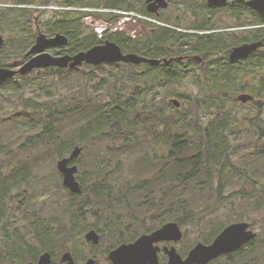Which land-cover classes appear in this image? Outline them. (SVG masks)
Masks as SVG:
<instances>
[{
	"label": "trees",
	"instance_id": "16d2710c",
	"mask_svg": "<svg viewBox=\"0 0 264 264\" xmlns=\"http://www.w3.org/2000/svg\"><path fill=\"white\" fill-rule=\"evenodd\" d=\"M34 1L19 0L18 3L33 5ZM52 1L41 0L40 3L41 6H49ZM62 4L66 6L87 5L135 9V4L131 0H90L88 2L67 0ZM22 10L26 11V14H22L20 19H26L28 25L35 9L27 10L25 8ZM141 11L147 13L143 9ZM54 13L47 21L49 30L56 29L58 33L65 34L69 42L65 46L53 47V53L74 54L103 43V40H100L93 30L87 32L86 28L82 26V13L70 10ZM137 31L148 33L150 30L148 25L143 26L142 24ZM121 33L123 35L128 34L125 31ZM122 34L109 35L108 37L115 40ZM150 35L155 40V43L151 42L158 45H164L168 37L166 32L161 30ZM123 39V44L133 42L128 35L127 37L123 36ZM126 48L133 49L134 46L127 44ZM26 51L27 48L24 47L21 53ZM120 64L123 63H111V65L116 66ZM130 66L135 67L136 65L131 64ZM245 69L258 71L255 63H250ZM45 70L54 71L61 75L76 71L81 72L80 67L67 69L51 67ZM227 73L228 71L221 70V74L214 71L211 74L225 77ZM184 76L185 73L181 68L172 67L168 71L164 70L163 73H160V80L175 84L180 82ZM227 81L230 82V78ZM7 82H12L13 86V92L8 99H13L14 103L21 100L23 105L33 108V112L27 113V119L16 113L13 114L14 129L23 132L33 129L39 122H41L42 127L36 133L28 132L24 140L17 142V147L20 150H26V148L27 150L12 169L10 167L13 161L11 153L6 149V146L0 147V170L6 169L5 173L0 172V221L4 216L10 220L14 216L15 209L19 210L21 216L26 217V219L31 218V213L37 214L44 210L32 202L35 197V189H30V199L23 207L25 199L18 200L19 196H12L9 191L10 185L19 187L24 184V181H27L26 185L30 188L33 181L31 174L37 167L43 166V162L48 161L51 156L54 159L65 156L77 145V142L73 141L75 133L72 134L73 131L69 130V127L75 125V122L69 123V121L71 120L70 113L81 108V106L75 105L76 97L72 99L71 109L66 107L62 110L47 102L27 100L24 94L23 76L18 75L3 83ZM145 84L146 87H136L133 97L127 100L124 105L118 107L113 105L108 110L103 109L104 106L101 103L98 105V108L102 110H97L96 114L92 116L94 120H90L92 123L89 126L92 130L91 135L86 137L83 133L81 135L85 139L87 137L92 138L90 146L86 147L87 154L84 155V158H80L81 154L77 160L80 161L81 168L90 175L79 180L82 193L74 194L68 191L67 202L54 211L55 214L52 218L42 221L37 216L32 221L34 228L31 232L33 235L32 243L17 245L12 236L5 234L8 228L0 223L1 234L4 237V240L0 242V264H7L8 262L25 264L28 261H36L45 250L58 252L63 249L71 239V231L63 224V221L69 219L73 231L85 225L87 223L85 221L86 214L83 212L85 205H91L95 218H100L102 221L105 220L106 214L99 212V210L149 209L160 207L162 202L170 203V206L167 205L166 207L186 208L189 212L201 205L205 206L207 203L210 207L218 209L226 206V204L234 203L237 199L234 198L235 194H231L229 199L224 196L226 189L224 173L230 167V171L242 179L247 180L251 176L247 172L249 170L253 177L261 176L262 180L264 179V128L262 125L259 124L260 130L256 131V138H253L255 147L249 149L250 159H246V157L242 159L244 166H231L228 146L225 143L224 131L228 126L226 120L220 121L218 124L211 120V123L204 124L199 116L201 100L192 101L189 95L183 96V94L175 95L182 102L181 108L169 104L176 111L175 115L166 117L165 111L155 106L149 111H145V107L155 103L154 97L149 99V94L153 90L149 86L150 82ZM77 88H80V84L76 85ZM137 97L143 98L145 102L150 104H145L140 110L136 109L133 104L138 101ZM252 103L257 107V117L261 119L264 114V102L255 99ZM187 104L190 105V109H187ZM217 116V119L226 118L224 115ZM65 119H67L65 121L67 125L64 123ZM184 121L186 123H182ZM183 124H186L185 130L178 129V126ZM212 126H216V128ZM83 129L84 126L82 125L80 131ZM95 138L99 141H93ZM102 141L105 142V148H102ZM32 149H36V152L32 153ZM5 155L7 156L6 161ZM124 157H131V168L130 171H126L125 167L118 168L122 171L120 177L114 173L117 166L112 168L109 165H104L105 162L113 159L123 161ZM3 164L4 166H2ZM109 178L111 179L109 180ZM181 184L185 185L183 190L178 188ZM206 189L214 192L208 193ZM27 191L28 189L25 192L29 193ZM45 192L54 193L46 185L40 193ZM241 192L245 193L247 190L244 188V191L241 190ZM186 193L189 195L187 196ZM235 193L239 192L236 191ZM166 195L170 196L167 197ZM9 199L13 202L12 208H9ZM252 201V198H245L243 207H247ZM256 201H260V204L251 210L263 211L264 190L263 198ZM8 211L12 216L6 215ZM196 216L205 218L210 215L196 214ZM190 219H194V215H190ZM97 224L98 222L94 225ZM221 228L222 226L218 230ZM52 243H55V247L58 249L48 247Z\"/></svg>",
	"mask_w": 264,
	"mask_h": 264
},
{
	"label": "rangeland",
	"instance_id": "374dc122",
	"mask_svg": "<svg viewBox=\"0 0 264 264\" xmlns=\"http://www.w3.org/2000/svg\"><path fill=\"white\" fill-rule=\"evenodd\" d=\"M65 1L67 0H53L49 5L50 7H46L41 6V0H35L33 5L26 6H8L4 4L18 3H16V0H0V9L7 11L5 18L1 19L0 23L3 34L6 38V43L3 49L0 51V65H3L4 63H13L15 60H21L23 58L24 53H21V50L24 47L28 50L36 40V34L33 30L35 27L34 19L36 17L39 18L41 27H45L47 30H49V24L47 21L53 14H55L54 12H63L66 10L63 7H75L78 10H84L88 8L87 5L66 6L65 4H62V2ZM83 1L88 2L90 0ZM131 1L133 4H135V9L132 10L143 13L141 11L143 9V0ZM25 8L27 10L35 9V11L32 12L30 21L33 27L31 24H26V19H20L22 14H26V11L22 10ZM37 8H42L46 11L41 10L38 12L39 9ZM77 12L80 13L81 11ZM106 12H108L106 9L88 11L90 15L82 19V26L86 28L87 32H90V30L95 32V26L97 22L109 24L106 18L113 17L114 15L112 13L105 14ZM81 13L84 17L85 13ZM117 15L118 22L115 24V26L119 25L123 30H125L127 28L126 23L120 24L119 22L124 19L125 15ZM129 26L140 29L142 24H137L135 26L129 24ZM135 36L136 35L133 33L132 37L130 36V38H135ZM144 40H146V38H144L143 41ZM135 43L136 42H126L124 45L127 46V44H129L134 46ZM49 50L54 52L53 48H50ZM102 65L103 66L96 67L95 65L84 64L80 67L81 72L76 71L69 74L63 73L62 75L54 71L45 70L48 68H39L23 76L25 82L24 94L27 100L47 102L48 104L57 106V108L62 110L66 107L71 109L72 99L75 97L77 98L75 105L81 106V108L78 110L75 109L72 113H70L71 120L69 123L75 122V125L70 126L69 130L73 131L72 134L75 133L73 135V141H76V144L82 145L84 147L80 158H84V155L87 154L86 147L90 146V142L92 140L91 137H87L85 139L81 135L82 133L84 134V137L91 135L92 130L89 128V126L92 123H90V120H94L92 119V116L96 114L97 110H102L101 108H98V105L101 103L104 106L103 109L105 110H108L113 105H116L117 107L124 105L126 104L125 102L127 100L133 97L136 87H146L145 83L150 82L149 86L150 88H153V90L152 93L149 94V99L154 97L155 103H153L152 106L145 107V111H149L155 106L165 111L166 117H170L172 114H176V111L169 105L172 104L170 101L171 98L178 97L175 96L176 94H183V96L189 95L192 101L199 99L201 100L199 116L204 124L211 123V120H213L215 124H218L220 121L224 120L227 122L228 126L224 133L225 143L228 146L231 160L230 165L244 166L242 159L244 157H246V159H250L248 152L249 149L255 147V140L253 138H256V131L260 130L259 124L264 128V114L262 115V118L259 119L257 117L258 110L255 104L242 103L237 100V95L241 92H249L255 96L256 100L264 102L263 72L239 67L232 69H221L225 72L228 71L225 77L222 75L220 76L217 74H211L213 71L204 73L184 72L185 76L180 82L175 84H164L162 80H160V72L156 70H145V68L142 66L134 69V67L126 64H120L116 66L111 65L109 62L103 63ZM221 70H216L214 72H219V74H221ZM228 78H230V82L227 81ZM77 84H80V88L76 89ZM12 92V82H7L5 84L3 83L0 85V147L6 146V149L11 153V158L13 160L10 166L11 169L17 165L16 162L24 156L27 150V148L26 150H20L17 147V142L24 140L28 132L36 133L42 127L41 122H39L33 129L24 130L23 132L18 131V129H14L13 114L16 113L17 115L27 119V113L33 112V108L26 107L21 103V100H17V103H14L13 99L9 100L8 98ZM137 99L138 101L133 105L138 110H140V108L145 104H150L145 102L143 98L137 97ZM187 109H190L189 104H187ZM217 115H224L226 118L217 119ZM66 120L67 119L64 120V123ZM182 123H186V121ZM82 125L84 126V129L80 131V127ZM212 127L216 128V126ZM185 128L186 124L178 126V129L180 130H185ZM93 141L99 140L95 138ZM81 142L83 143L81 144ZM102 142V148H105V142ZM71 151L72 150H70L65 156L69 155ZM31 152L35 153L36 149H32ZM58 159V157L54 159L51 156L48 161L43 162V166L40 165L33 171L31 174L33 181L30 188L28 185H26L27 181H24V184L19 187L10 185L9 191L12 196H19L18 200H21L22 198L25 199L23 207H25V204L28 203L30 199V189H35V197L33 199L31 198L32 202L36 203L38 208H44L43 211L38 212L37 214L31 213L30 219L22 217L21 212L15 209L16 211L14 216L11 217L10 220L8 217L4 216V218L0 221L1 224L8 228V230L5 231V234L12 236L13 241L17 245L32 243L33 235L31 232L34 229L32 226V221L37 216L42 221L52 218L55 214L54 211L62 207L67 202V195L68 191L70 190L63 185V176L62 174L60 176L59 173L61 172H59L57 168ZM6 160L7 156L5 155V161ZM77 160L76 162L79 165V171L76 176L78 180L90 176L88 172L81 168V163ZM130 162L131 157H124L123 161H118L117 159L109 160L108 165L112 168L117 166V170H115L114 173L118 174V177H120L119 175L122 173V171H120L118 168L125 167L126 171H130ZM2 166H4V164ZM230 170L231 167L224 173V183L226 188L224 196L229 199L231 194H235L236 196H234V198L237 199L234 201V203L226 204V206L220 207L218 209L210 207L207 203L205 206L201 205L194 208L193 211L201 212L202 210L200 208H206L207 210H210V212L207 213L211 214L212 216L205 217L211 219V221L215 223L214 225H207L210 226V230L218 229L221 225L229 224L230 222L239 219L255 221L257 228L260 230L262 226L259 219L260 217L264 216V210L255 212L251 209H254V206H258L260 204V201L256 200H261V198H263L264 179L262 180L261 176L253 177L250 170L247 172L251 174V176H249L247 180L245 178L242 179V177L234 175ZM1 171L5 173L6 169L0 170V172ZM110 179L111 178H109V180ZM45 185L47 188L52 189L54 193H40ZM178 188L183 190L185 185L181 184L178 186ZM178 188L176 187V189ZM244 188L247 190V192L242 193L241 190L244 191ZM27 189V192L29 193L25 192ZM236 191L239 193H235ZM207 192L213 193L214 191L207 190ZM188 195L189 194H187V196ZM245 198L253 199V201L249 203L247 207H243ZM12 203L13 202L11 199H9V208H12ZM92 208L93 207L91 205H85L83 212L88 214L86 220H92V218L89 216V214L92 212ZM237 212L240 214L238 215ZM6 215L12 216L9 211L6 213ZM194 219H199V217L194 215ZM12 221L14 222L11 225ZM63 224L71 231V239L64 248L62 247L63 250H71L76 248L78 251L86 252L87 248L85 247L84 243V231L80 227H78L76 231H73L69 219L64 220ZM193 225L202 224L200 223ZM254 229L257 231L256 228ZM197 230L200 231V227L197 228ZM1 233L2 230H0V242L4 240V237ZM48 247L58 249L55 247V243H52L50 246L48 245ZM54 253L58 255L59 251H54ZM7 264L11 263L8 262Z\"/></svg>",
	"mask_w": 264,
	"mask_h": 264
},
{
	"label": "flooded vegetation",
	"instance_id": "af4514ba",
	"mask_svg": "<svg viewBox=\"0 0 264 264\" xmlns=\"http://www.w3.org/2000/svg\"><path fill=\"white\" fill-rule=\"evenodd\" d=\"M18 1L16 0V3ZM247 1L227 0L222 5H211L208 0H167L162 6L156 0H143V10L151 19V22L145 23L150 31L140 34L138 32L135 38H131V41L136 42L133 49H128L123 44V36H127L121 32H113L112 35H122L115 40L108 37L106 41L116 42L124 53H137L160 60L157 64L123 63L136 65L134 69L142 66L145 70L163 73L164 70L168 71L174 67L181 68L186 73H204L236 67L245 68L250 63H255L258 71L264 72V16L247 4ZM150 4L151 10H148ZM37 9L38 12L45 10ZM6 14V10L0 9V23ZM34 26L36 37L39 31L49 37L58 33L56 29L47 30L45 27L43 29L37 17L34 19ZM158 30L168 35L164 45L154 44V37L150 35H154ZM0 33L4 36L1 25ZM144 38L146 40L143 41ZM257 41H261L262 44L255 51L236 62L231 61L230 56L235 47ZM27 51L21 60L17 59L13 63H4L1 66L17 70L33 56H27ZM166 59L172 61L166 62ZM163 83L170 84L168 81ZM108 164L104 163L106 166ZM167 205L170 206V203L162 202L160 207L149 209L99 210L106 214L103 221L95 218L93 211L89 214L92 220H86L88 214L85 213L87 223L80 228L84 231L86 252L74 248L61 249L58 255L51 250H45L41 254L49 251L52 256L51 264H65L62 256L67 251L72 253L76 264H172L173 261L188 264L192 250L199 243L211 245L228 225L247 222L249 225L246 231L254 232L256 236L239 248L221 251L218 256L210 257L205 264H264V216L263 219L262 217L259 219L262 226L260 230L255 221L244 219L221 225L220 230H210V226L207 225L215 224L211 219L200 216L199 219H190V215L196 214L212 216L207 213L210 210L189 212L186 208H171L166 207ZM97 222L98 224L94 225ZM200 223L202 225H193ZM199 227L200 231L197 230ZM90 231L97 233L99 242L86 239V234ZM131 244L136 245L133 248L125 247L118 255L117 261H113L110 256L112 251L122 245ZM39 257L36 261L27 263L38 264ZM198 259L199 257H195L192 264H199Z\"/></svg>",
	"mask_w": 264,
	"mask_h": 264
},
{
	"label": "water",
	"instance_id": "95a60500",
	"mask_svg": "<svg viewBox=\"0 0 264 264\" xmlns=\"http://www.w3.org/2000/svg\"><path fill=\"white\" fill-rule=\"evenodd\" d=\"M150 1V0H149ZM211 5H222L227 0H208ZM243 1V0H239ZM160 5H165L167 0H156ZM253 7L257 12L264 16V0H248L246 2ZM148 10H151V4L148 5ZM69 42L65 34L57 33L55 36L49 37L42 31L38 32L35 43L26 53L27 56L33 55L26 61L20 68L13 69L8 66H0V84L6 79L12 78L18 74L25 76L34 69L47 68L56 66L59 68L77 67L84 63L97 65L105 62H125L139 64L148 62L150 64H157L159 59L148 58L137 53H124L121 47L114 41L108 40L103 44L95 45L87 50H81L74 54H53L48 49L53 46H64ZM5 44V38L0 33V51ZM261 41L247 42L234 48L230 59L236 62L243 57H246L251 52L255 51L260 45ZM172 59H166V62H171ZM237 99L243 103H248L254 100V96L248 92H242L237 96ZM172 103L176 107H181V101L178 98H172ZM83 147L80 145L74 146L69 155L63 156L57 161V168L63 175V185L68 188L72 193H82L80 181L77 179L76 174L79 166L74 161L81 155ZM247 222H237L228 225L216 238L213 244L204 245L199 243L191 252L188 264H192L195 257H199L198 263L205 264L210 257L218 256L221 251H229L241 247L247 241L256 236V233L246 231ZM95 231H90L86 234V239L99 242V236ZM136 244L122 245L118 249L112 251L111 258L117 261L118 255L125 247L133 248ZM52 256L49 251L40 255L38 264H51ZM62 261L65 264H76L75 259L71 252L67 251L62 256ZM91 263V260H90ZM27 264H35L29 262ZM89 264V263H88ZM172 264H187L173 261Z\"/></svg>",
	"mask_w": 264,
	"mask_h": 264
},
{
	"label": "built area",
	"instance_id": "2783aa9c",
	"mask_svg": "<svg viewBox=\"0 0 264 264\" xmlns=\"http://www.w3.org/2000/svg\"><path fill=\"white\" fill-rule=\"evenodd\" d=\"M115 12H118V13H127L128 15H129V17H133V16H138L136 13H134V12H125V11H115ZM143 17H145V16H143ZM125 19L126 18H124L122 21H119L120 22V24H123V22L125 21ZM93 21V20H92ZM95 28H96V32L100 35V36H102L106 31H108L109 30V26H108V24H105V23H103V22H97L96 23V26H95ZM117 28H121L119 25H116L113 29H117Z\"/></svg>",
	"mask_w": 264,
	"mask_h": 264
}]
</instances>
